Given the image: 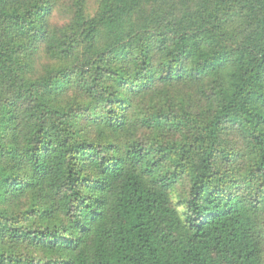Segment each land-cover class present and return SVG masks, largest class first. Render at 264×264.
<instances>
[{"label": "trees", "instance_id": "obj_1", "mask_svg": "<svg viewBox=\"0 0 264 264\" xmlns=\"http://www.w3.org/2000/svg\"><path fill=\"white\" fill-rule=\"evenodd\" d=\"M0 264H264V0H0Z\"/></svg>", "mask_w": 264, "mask_h": 264}]
</instances>
